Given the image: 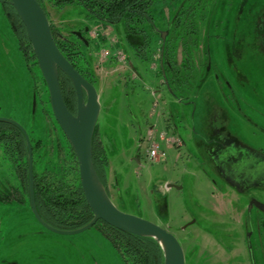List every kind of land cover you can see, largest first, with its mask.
Wrapping results in <instances>:
<instances>
[{
	"label": "rangeland",
	"instance_id": "obj_1",
	"mask_svg": "<svg viewBox=\"0 0 264 264\" xmlns=\"http://www.w3.org/2000/svg\"><path fill=\"white\" fill-rule=\"evenodd\" d=\"M151 1L155 23L164 31L176 3ZM184 2L195 10L184 36L188 42L183 48V41L176 42L178 71L182 61L192 63L186 84L176 87L170 82L180 98L164 83L158 36L151 34L153 55L145 58L122 22L86 21L83 11L71 5L46 3L45 8L49 23L62 37L74 39L72 31L83 24L92 30L86 33L83 56L98 96L95 127L108 162L107 189L114 206L171 233L182 247L185 264L192 247L194 264H247L240 254L242 218L250 196L264 204V182L250 185L243 195L235 192L204 160L202 140L209 136L211 112L224 110L226 130L264 152V52L256 46L260 39L255 31L264 28V0ZM6 18L0 3V117L26 123L28 130L35 124L29 137L45 143L39 108L35 123H27L32 79L38 71L25 61ZM151 143L158 146L155 160L147 156ZM41 160L43 168L46 159ZM245 161L258 162V171L264 169L261 160ZM13 172V166L0 159V195L15 185ZM0 202V264H124L95 226L59 234L35 220L27 200ZM248 226L255 236L256 227Z\"/></svg>",
	"mask_w": 264,
	"mask_h": 264
},
{
	"label": "trees",
	"instance_id": "obj_2",
	"mask_svg": "<svg viewBox=\"0 0 264 264\" xmlns=\"http://www.w3.org/2000/svg\"><path fill=\"white\" fill-rule=\"evenodd\" d=\"M46 13L45 4L53 6L72 5L77 6L83 11L84 16L89 20L102 21L107 24H116L122 22L127 37L133 42L136 41V48L143 50V56L147 53L150 58L153 53L150 51L151 43L158 25L151 13V0H37ZM176 7L172 20L169 21L165 30L168 35L162 41L160 40L159 57L160 68L164 79L167 81L172 94L180 98L175 90L170 86V82L180 87L189 80V74L186 72L192 68V63L182 61L181 70L175 58L176 42H182V48L188 42L184 39L187 26L192 24L191 18L194 13V6H186V0H173ZM2 8L6 17L13 21L12 34L17 39L18 47L22 52L25 61L29 65H35L38 74H35L32 82V93L35 96V109L32 111V98L30 100V112L28 113L29 124L35 123L36 109L39 108L43 120L42 131L45 143L41 138L29 137L32 156H33V191L37 211L41 218L52 227L64 230L78 228L92 218V212L88 207L81 187L78 176V165L75 153L55 121L50 109L48 92L45 82L38 69L34 53L27 39L24 26L8 0L3 1ZM47 16V13H46ZM50 29L58 49L65 58L74 66V68L88 81L92 83L91 74L88 67L87 58L84 59V49L86 44L79 39H70L62 37L51 23ZM194 44V41L192 42ZM188 58V50L184 51ZM147 58V57H145ZM190 59V58H189ZM188 59V60H189ZM183 73V74H182ZM185 74V75H184ZM183 75V76H182ZM36 79L41 83L40 94ZM58 80L61 94L67 108L74 114L76 111V96L74 88L69 78L58 71ZM177 89V88H176ZM179 89V88H178ZM181 89V88H180ZM42 95V96H41ZM214 116L220 119H227L224 110L214 112ZM17 121V120H16ZM19 122V121H17ZM26 130L33 133L34 126L31 130L27 129L26 123L19 122ZM36 128V127H35ZM46 159V166L40 168L41 157ZM0 159L2 162H8L13 166L15 175V185L10 189L22 191L24 201L28 202L27 190V147L21 131L14 125L7 122H0ZM92 160L95 170L104 185L107 193L106 168L108 165L104 150L100 144L95 131L92 139ZM24 193V194H23ZM26 194V195H25ZM93 226L100 231L116 248L124 264H163V250L154 238L138 236L131 233L123 232L109 224L98 220Z\"/></svg>",
	"mask_w": 264,
	"mask_h": 264
},
{
	"label": "water",
	"instance_id": "obj_3",
	"mask_svg": "<svg viewBox=\"0 0 264 264\" xmlns=\"http://www.w3.org/2000/svg\"><path fill=\"white\" fill-rule=\"evenodd\" d=\"M18 18L22 22L27 39L34 53L38 69L45 82L51 112L59 128L71 145L78 165V176L84 199L92 212V218L86 224L70 230L58 229L46 223L39 215L33 191V156L29 136L25 128L16 120L0 117V122H7L17 127L24 136L27 147V190L28 202L35 220L44 228L59 234H75L92 227L98 220L117 228L123 232L138 236L152 237L159 242L164 261L163 264H184V256L176 238L164 228L135 215L118 210L111 202L109 195L102 184L92 160V139L96 131V121L99 114L98 96L93 84L84 78L58 49L52 36L50 24L45 11L37 0H8ZM163 41L168 30H159ZM87 45L88 42L85 41ZM58 71L64 73L70 80L76 96V111L73 114L64 103L58 80ZM164 77V74H163ZM164 83L168 86L167 81ZM169 87V86H168ZM170 89V87H169ZM171 90V89H170ZM172 92V91H171ZM35 109V96H32V111ZM219 109V108H218ZM214 116V111L211 112ZM227 118V117H226ZM224 123L208 126L209 136L214 137L215 129ZM211 128V129H210ZM209 146L204 147V156H208ZM205 153L207 155H205ZM210 153L209 156H211ZM208 156V157H209ZM252 156V155H251ZM216 167L213 166V162ZM264 162V160H261ZM217 169L227 178L230 185L239 180V176L246 178L250 185L264 182V169L258 171V162L250 165L245 160L227 162L221 168L220 160H208V164ZM216 171V170H215ZM257 173V174H256ZM256 174V175H255ZM231 176V178H229ZM255 177V178H254ZM171 186V185H169ZM258 208L264 211V204L255 201Z\"/></svg>",
	"mask_w": 264,
	"mask_h": 264
},
{
	"label": "flooded vegetation",
	"instance_id": "obj_4",
	"mask_svg": "<svg viewBox=\"0 0 264 264\" xmlns=\"http://www.w3.org/2000/svg\"><path fill=\"white\" fill-rule=\"evenodd\" d=\"M3 1H6V0H0V3L4 4L2 3ZM84 18L86 21H89V19L86 18L85 16ZM6 23L8 24L12 32V27L14 25H13V21L10 20V17L6 18ZM91 31L87 24H83L79 30L72 31L71 35L79 39V41H81L82 43L83 42L85 43V41L88 42V40L86 39V35L89 34ZM255 31L259 32L257 33V35L259 36V39H260L259 41L256 42V46L260 52H264V28L262 27L261 29H256ZM16 42H17V39H16ZM202 65H203V62H202ZM205 69H206V66L204 67V70ZM214 119L215 121L218 120L220 123H224L225 121L224 118L220 119L219 117H214ZM213 134H214V137L208 140L207 138L203 136L205 138L202 140L203 148L205 146H209L208 156L210 155V153H212L211 156L209 157L207 156V158H205L204 160H220L221 168L224 166H227L226 164L229 161L236 162L237 160H264V152L262 151V148L257 147L256 145H253L249 142L247 143L243 141L242 139L238 137V135H232L230 132L225 131L223 125L216 128ZM205 155L207 154L205 153ZM213 164H214L213 166L216 167L214 162ZM210 166L214 168L211 165V163H210ZM222 169H225V168H222ZM215 170L218 173V175L222 178V180H225L229 184V182L227 181V178L221 174L219 167H217V169L215 168ZM238 176L240 177L239 180L235 184L232 183L233 186L230 184L229 185L232 187V189L235 192L243 195V193L248 190V187L250 186V184L246 178L241 177L240 175ZM229 178H231V176H229ZM259 185L260 183H256L255 186H259ZM20 193L22 194L21 190L9 189L8 191H6L4 195H0V201L4 202V201H9L13 199V200H16L17 202L23 203L24 196H22ZM255 201H257V199L253 196H250L249 198H247V202H246L247 206H245V218H242V226L245 229V238H244L243 244H241L242 248L240 247L241 249L240 254H243L244 257H246L245 262L247 264H264V211L256 206ZM27 203L29 205V202ZM248 224H251V226L256 227L255 230L257 231L255 232V236H253L252 229L251 231H249ZM235 248L236 246L230 247L228 251L232 252L233 249ZM193 249H194L193 247L188 249V252H189L188 253V256H189L188 264H194L195 262L196 250H195V253H193L192 252ZM193 254H194V257L192 256ZM183 256H184V264H185L184 253H183Z\"/></svg>",
	"mask_w": 264,
	"mask_h": 264
},
{
	"label": "built area",
	"instance_id": "obj_5",
	"mask_svg": "<svg viewBox=\"0 0 264 264\" xmlns=\"http://www.w3.org/2000/svg\"><path fill=\"white\" fill-rule=\"evenodd\" d=\"M107 54V52H105L104 53V55H106ZM120 55V53L118 54V56ZM117 56V57H118ZM149 134H151V132L149 133ZM161 137H163V136H161ZM178 140H177V138L174 140V142H177ZM157 144H155V143H151L150 144V146H149V148H148V150H147V156H148V158L149 159H151V160H155L156 159V157H157Z\"/></svg>",
	"mask_w": 264,
	"mask_h": 264
},
{
	"label": "crops",
	"instance_id": "obj_6",
	"mask_svg": "<svg viewBox=\"0 0 264 264\" xmlns=\"http://www.w3.org/2000/svg\"><path fill=\"white\" fill-rule=\"evenodd\" d=\"M158 62H159V60H158ZM106 63H108L107 61H106ZM211 116V115H210ZM214 124H217L216 123V121H215V119L213 118V116L211 117V122L209 123V126H211V125H214ZM211 129V128H210ZM169 140V139H168ZM168 140H167V142H168ZM175 143V142H174ZM107 168H108V165H107ZM107 168H106V179H107V182L108 181H110V178H108L109 176H108V170H107Z\"/></svg>",
	"mask_w": 264,
	"mask_h": 264
}]
</instances>
